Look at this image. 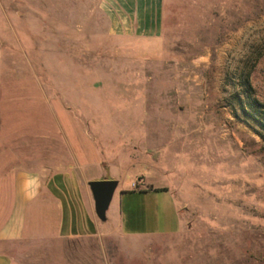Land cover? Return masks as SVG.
Returning <instances> with one entry per match:
<instances>
[{
	"label": "rangeland",
	"instance_id": "obj_1",
	"mask_svg": "<svg viewBox=\"0 0 264 264\" xmlns=\"http://www.w3.org/2000/svg\"><path fill=\"white\" fill-rule=\"evenodd\" d=\"M100 1L0 0V169L117 182L103 225L120 189L171 191L179 233L62 242L70 264H264V131L241 112L264 104V0H163L158 44L108 37Z\"/></svg>",
	"mask_w": 264,
	"mask_h": 264
},
{
	"label": "crops",
	"instance_id": "obj_2",
	"mask_svg": "<svg viewBox=\"0 0 264 264\" xmlns=\"http://www.w3.org/2000/svg\"><path fill=\"white\" fill-rule=\"evenodd\" d=\"M100 11L110 38L158 44L163 35V0H101ZM146 183L120 189L111 222L103 225L78 169L1 168L0 264H70L60 250L62 242L101 241L110 232L125 239L179 233L181 219L171 191Z\"/></svg>",
	"mask_w": 264,
	"mask_h": 264
},
{
	"label": "water",
	"instance_id": "obj_3",
	"mask_svg": "<svg viewBox=\"0 0 264 264\" xmlns=\"http://www.w3.org/2000/svg\"><path fill=\"white\" fill-rule=\"evenodd\" d=\"M88 187L94 202V212L100 221L106 220V212L117 187L115 181L89 182Z\"/></svg>",
	"mask_w": 264,
	"mask_h": 264
},
{
	"label": "trees",
	"instance_id": "obj_4",
	"mask_svg": "<svg viewBox=\"0 0 264 264\" xmlns=\"http://www.w3.org/2000/svg\"><path fill=\"white\" fill-rule=\"evenodd\" d=\"M246 105L248 109L241 108L242 115L255 128L264 131V104L247 97Z\"/></svg>",
	"mask_w": 264,
	"mask_h": 264
}]
</instances>
